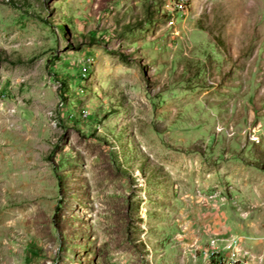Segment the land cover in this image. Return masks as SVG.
Returning <instances> with one entry per match:
<instances>
[{"label": "rangeland", "instance_id": "1", "mask_svg": "<svg viewBox=\"0 0 264 264\" xmlns=\"http://www.w3.org/2000/svg\"><path fill=\"white\" fill-rule=\"evenodd\" d=\"M263 169L264 0H0V264H264Z\"/></svg>", "mask_w": 264, "mask_h": 264}, {"label": "built area", "instance_id": "2", "mask_svg": "<svg viewBox=\"0 0 264 264\" xmlns=\"http://www.w3.org/2000/svg\"><path fill=\"white\" fill-rule=\"evenodd\" d=\"M186 1V0H183ZM183 5L180 6L181 12H182ZM86 65L82 68V73L86 70ZM213 263L212 264H256L252 262L250 258L238 256L233 250L228 251L226 255L224 256H213L212 257Z\"/></svg>", "mask_w": 264, "mask_h": 264}, {"label": "trees", "instance_id": "3", "mask_svg": "<svg viewBox=\"0 0 264 264\" xmlns=\"http://www.w3.org/2000/svg\"><path fill=\"white\" fill-rule=\"evenodd\" d=\"M262 171L264 172V169Z\"/></svg>", "mask_w": 264, "mask_h": 264}]
</instances>
